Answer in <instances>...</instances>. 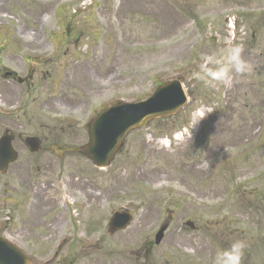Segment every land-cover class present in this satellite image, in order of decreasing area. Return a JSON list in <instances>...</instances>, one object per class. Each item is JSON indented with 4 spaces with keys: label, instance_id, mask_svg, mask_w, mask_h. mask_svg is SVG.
Listing matches in <instances>:
<instances>
[{
    "label": "rangeland",
    "instance_id": "obj_1",
    "mask_svg": "<svg viewBox=\"0 0 264 264\" xmlns=\"http://www.w3.org/2000/svg\"><path fill=\"white\" fill-rule=\"evenodd\" d=\"M54 1L50 0V3ZM102 4L105 6L104 9L97 10L93 17L83 15L75 18L73 22L77 30L84 32L83 41L87 40L88 34L96 28L104 34L107 30L104 26L118 27L116 30L108 31L110 40L105 41L102 49L104 53L99 60H94L91 53L89 61H73L75 67L82 65L88 68L91 72L88 78H93L95 86L99 83L101 87H97L101 92L97 91L95 96L102 94L103 96L95 98L90 104L93 102L95 104L99 99L103 100L96 105L99 107L120 98L125 101L143 100L157 84L172 80L173 74L179 73L192 101L176 117L157 120L150 125V130L161 134L174 123L187 121L193 109L205 108L207 94L217 92L218 101L223 103L224 90L219 83L205 84L192 77L187 78L182 70L183 66L188 61V69L191 70L195 65L200 64L204 57L214 56L224 47L223 42L226 40L223 38H220L222 44L219 45H213L206 39L209 36L219 37L224 33L222 25L224 17L234 18L239 24L242 19L237 17L238 13L246 12V10L257 12L264 10V0H104ZM109 9L112 11L110 16H108ZM255 21L261 29L259 27L255 34V40L249 38L251 32L248 31L247 42L255 46V56H264V18L249 17L243 22L245 25H253ZM179 24L182 27L186 24L190 25V28L177 30ZM208 29L211 30L208 31ZM112 34L116 37L112 38ZM100 43L99 37L95 42L96 45L88 49L83 46L81 52H91L92 49L98 48ZM245 48L244 44L243 49ZM248 55L246 53V57ZM257 68L260 75L255 73V76L259 77V98L261 100L259 104L262 105L264 102L263 59L260 60ZM73 78L79 90L87 91L91 87L86 86L87 82L80 75L73 76ZM77 96L83 98L84 94L77 91ZM110 96L112 97L106 100ZM234 108L235 113L233 112V116L228 119L229 126L232 125L234 131L237 126L248 127L254 124L258 126L264 116V113H258L255 108L251 112ZM222 114L223 112L220 115H213V121L222 122L223 128V123L227 118L226 115L221 116ZM228 114L230 116V112ZM208 118L211 119V114ZM208 121V119L205 120L206 125ZM215 129L218 133V125ZM223 129L225 131V128ZM260 142L262 144L258 148L257 155V150L248 149L253 144H244L241 149L236 138L221 136L216 145L212 142L211 149L214 146L219 149L211 151V162L203 167L206 171L201 175L200 180L197 179L198 175L193 174L196 165L193 172L189 171L193 169L190 163L197 158H192L188 163L189 161L184 160L178 153L172 157L167 156L169 152L163 149L153 153L151 159H148L140 171L134 164L127 167L122 166L125 172L114 178L115 192L119 196L124 194L122 197L126 200L136 199L133 198L134 195H139L145 205L140 208V215L136 222L128 230L119 233L111 240L115 256L110 260L114 264L143 262L141 256L143 249L140 250V246L150 237L155 227L162 224L160 221H164L167 215L165 212L168 209H162L160 195L155 202L150 194H143L144 192L139 189L156 187L171 178H181L185 180L189 188L194 189L195 194H206L209 200L216 199L218 203L205 207L176 209L175 220L165 233L161 244L149 249L153 263L160 264L168 260L171 264H194L195 262L214 264L217 252L239 239L247 244L243 256L246 261L243 264H264V168H262L264 139ZM209 151L208 147L204 150L202 148L199 157L205 158L209 155ZM23 157L26 156L23 154ZM221 157H226V159L218 163ZM154 158L159 160L156 162ZM68 165L73 164L68 163ZM257 169H259L258 173H256ZM15 172L19 173L25 181L27 174L19 171L18 162L17 166H13L5 177H0V200L15 198V193L8 198H2L9 187L18 184V176ZM45 179L47 180L48 177ZM200 181L203 183L199 184ZM126 206L130 208L129 203H126ZM4 214L5 212H0L2 217ZM36 217L38 222V215ZM23 219L27 220V217L23 215ZM187 219L194 222L196 230L201 225L204 231L191 233L183 229V222ZM41 220L46 221L48 218L41 217ZM204 221L216 223L210 226ZM41 248L43 245L38 246L39 250ZM69 251H65L63 256L70 254ZM95 255L80 258L77 261L73 260L70 255L64 264H101L104 260L106 263L110 261L100 256L95 257ZM258 258L262 260H254Z\"/></svg>",
    "mask_w": 264,
    "mask_h": 264
},
{
    "label": "clouds",
    "instance_id": "obj_2",
    "mask_svg": "<svg viewBox=\"0 0 264 264\" xmlns=\"http://www.w3.org/2000/svg\"><path fill=\"white\" fill-rule=\"evenodd\" d=\"M242 51L240 45L229 44L221 48L218 54L204 57L197 69L192 72V78L205 84L219 83L231 86L233 73L251 71V66L244 60ZM246 247L244 240H234L230 246L217 252L214 264H242Z\"/></svg>",
    "mask_w": 264,
    "mask_h": 264
}]
</instances>
